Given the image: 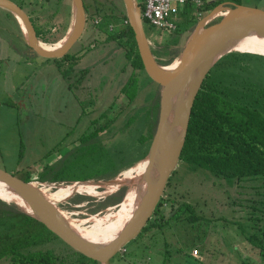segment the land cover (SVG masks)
Wrapping results in <instances>:
<instances>
[{
    "label": "rangeland",
    "instance_id": "1",
    "mask_svg": "<svg viewBox=\"0 0 264 264\" xmlns=\"http://www.w3.org/2000/svg\"><path fill=\"white\" fill-rule=\"evenodd\" d=\"M43 1L45 0H38L33 5L26 3L24 8L32 18L42 10L43 17L45 15L47 19H51L49 24L57 26L53 36L55 38L59 29L61 35L70 24L72 5L69 0H66L67 4L65 0ZM236 1L264 9V0H222L219 4L229 6L228 2L237 3ZM86 2L90 3V0ZM185 17L180 13L174 20L179 26H186ZM218 17L220 16L212 21ZM16 20L11 12L0 7V168L19 175L30 173L37 180L39 168L46 166L52 158H58L65 153L66 144L73 134L71 127L84 132L86 123L89 122L87 117L92 112L96 114L90 116L100 115L106 109L117 110L122 99H125L120 88L130 76L132 67L127 63L119 46L95 41L91 28L87 26L71 52L82 56L79 68L90 67V70L82 84H74L69 89V81L62 76L58 78L62 60L55 63L39 56L29 61L18 54L15 49L18 39L12 33L18 28L19 23ZM156 30L162 36L153 33V41H156V36H160L162 43H174V49H183L192 32L182 33L180 37L174 33ZM53 41L51 39V43L46 44L52 46L55 44ZM88 46L91 49H86ZM241 50L260 53L242 48ZM61 67L64 69V64ZM70 67L72 66H66L67 69ZM145 86L138 92L132 108L138 109L145 105L149 93L157 87L155 83ZM111 103L115 105L110 108ZM130 110L127 107L126 113ZM126 113L116 123L122 122ZM116 134L119 137L121 132L117 130ZM85 148L87 152L82 157H77L75 153L63 155L59 167L65 171L63 176L83 178L85 175H95L106 170L103 167L109 165L108 156L104 152L96 154L92 143L88 147L86 144ZM50 150H54L52 157ZM142 161L144 159L122 170L116 178L119 177V181L134 178ZM176 166L164 192V203H168L169 198L174 199L177 205L188 202L202 217L195 224L181 221L172 230L166 231L162 241L164 246L167 242L168 247L164 248V252L151 249L149 264H264V177L238 182L234 178L218 176L201 167L192 169L183 161H179ZM114 183L103 187L92 182L75 183L74 188L80 191L63 189L65 185H73V182L53 183L54 187L47 191L70 219L84 220L85 226H92L95 218L103 219L107 214L111 218L127 210L129 205L125 199L128 187L126 196L120 203L98 209L102 200L117 191ZM78 198L82 200L77 203ZM57 242L58 247L65 246L63 242ZM193 244L198 245V248L195 247L198 252L192 248ZM137 245L139 243L135 240L128 245L126 259L134 258ZM181 248L184 255L177 254ZM170 256L174 258L167 260ZM125 262L113 260V264H126Z\"/></svg>",
    "mask_w": 264,
    "mask_h": 264
},
{
    "label": "trees",
    "instance_id": "2",
    "mask_svg": "<svg viewBox=\"0 0 264 264\" xmlns=\"http://www.w3.org/2000/svg\"><path fill=\"white\" fill-rule=\"evenodd\" d=\"M14 1L24 8L26 3L33 5L38 0ZM138 1L143 10L145 0ZM220 2L222 0H205L201 8L190 2L185 4L181 14L186 16V26L178 25L177 31L173 33L180 37L182 33H190L200 18ZM236 2L241 4L240 1ZM84 3L87 26L91 28L95 41L119 46L127 63L132 67L130 76L120 88V93L125 95V99H122L117 110L106 109L102 112L103 123L106 121L115 123L121 134L113 146L103 144L98 147L93 144V151L96 154L104 152L110 160L108 167H103L106 169L103 173L79 178L63 176L65 171L61 168L55 175L45 170L38 172L37 180L41 182L62 183L115 178L122 170L130 168L146 157L157 126L161 86L153 81L145 70L135 32L127 20L123 1L90 0L88 3L84 0ZM91 7L94 9L91 10ZM199 9L204 12L203 16L196 14ZM47 18L45 15L43 17L42 12L33 18L32 23L36 27L38 38L45 43H51V39L57 42V37L62 35L60 29L53 38L57 26L49 24L48 21L51 19ZM144 26L147 34L152 32L162 36L160 31L146 21ZM155 40L157 53L154 55L159 63L167 65L179 57L182 49H174V43H162L160 36H156ZM92 45L94 46V43ZM86 49L91 48L88 46ZM71 51L72 49L57 60L63 61L61 66L64 64L65 68L59 67L65 79L69 81L70 89L74 84H82L90 70V67L79 68L82 56ZM68 65L72 67L67 69ZM154 83L158 88L155 86L156 89L149 93L145 105L138 109L132 108L138 92L145 88V85ZM112 105L115 104L111 103L110 108ZM127 107L131 108L128 113ZM125 113L123 121L116 123ZM85 146L77 157H82L87 152ZM180 161L189 164L192 169L201 167L218 176L234 178L238 182L243 179L264 177V54L233 51L224 55L209 71L194 101ZM174 172L175 170L172 175ZM21 176L27 181L33 179L30 173ZM170 180L171 176L164 192ZM126 191L127 187H123L109 195L100 202L98 209L120 203ZM81 200L82 198H78L76 202ZM167 201L168 203H164L163 193L146 226L134 239L139 243L133 253L134 258L126 259L129 243L124 253L119 252L112 258V264L114 259L126 261V264H149V252H152L153 248L157 252H164V248L168 247L167 242L164 246L162 241V237L167 234L166 231L172 230V227L181 221L195 224L202 217L188 202L177 205L172 198ZM75 224L92 232H100L102 229L101 225ZM57 241L63 242L65 246L58 247ZM195 247L198 248V245L193 244L192 248ZM177 254L184 255L182 248ZM173 258L174 256H170L167 260ZM0 264L101 263L73 249L46 225L24 212L15 203L0 198Z\"/></svg>",
    "mask_w": 264,
    "mask_h": 264
},
{
    "label": "water",
    "instance_id": "3",
    "mask_svg": "<svg viewBox=\"0 0 264 264\" xmlns=\"http://www.w3.org/2000/svg\"><path fill=\"white\" fill-rule=\"evenodd\" d=\"M128 21L135 32L147 74L160 84L159 114L156 130L144 158L145 171L130 180L104 179L83 180L73 183L92 182L99 187L109 183L117 189L132 185L136 187L134 208L123 229L106 243L91 244L81 238L68 224L63 210L55 204L48 193L53 183L32 179L0 168V185L11 189L23 203L10 201L24 212L42 222L76 251L99 261L112 264V258L125 251L142 232L161 199L167 182L179 163L185 145L195 98L204 79L214 65L226 54L238 50L245 40H264V9L243 4H218L195 25L179 57L163 65L152 52L149 38L141 16L138 0H122ZM230 3V2H228ZM0 7L7 9L17 19L26 43L33 55L45 59H58L66 55L77 43L86 29L87 12L84 0H72L73 18L67 34L59 47L44 46L28 12L14 0H0ZM220 16L217 22L213 18ZM56 45V43H55ZM245 52V51H243ZM180 63L170 67L176 60ZM123 178V177H122ZM126 196V195H125Z\"/></svg>",
    "mask_w": 264,
    "mask_h": 264
},
{
    "label": "bare ground",
    "instance_id": "4",
    "mask_svg": "<svg viewBox=\"0 0 264 264\" xmlns=\"http://www.w3.org/2000/svg\"><path fill=\"white\" fill-rule=\"evenodd\" d=\"M61 42L60 41L57 42L56 45L54 44V46L59 47V45H61L60 44ZM44 46L47 48L53 47V45L50 46V45H47L46 43H44ZM236 48L238 50H241V48H242L244 50L257 51V52H260L259 54H261V53H264V40L257 39V38H251V39L242 41ZM179 63H180V60L178 59L170 67L174 68ZM146 165H147L146 160L141 162V165H139V167H140L139 172L136 174L135 177H137L138 175H141L145 171ZM86 183H89V182H86ZM86 183H82V184H86ZM75 185H76L75 183L73 185H65L63 187V189L68 190V191H80L78 188H74ZM135 195H136V187L134 185H132L131 188L128 190V193H127V196L125 199L126 204L129 205L126 208L127 210H124L123 212L121 211L120 214H117L118 216L114 215V217L112 216L111 218L107 214L103 217V219H98V220L96 218L93 219L94 224H92V225H101L102 226V229L100 232H92V231L83 229L75 223L84 224V222H85L84 220L70 219L66 212H63V215L67 219L69 226L85 241H87L91 244H96V245L106 243L109 240L114 239L120 233V231L123 229L125 223L127 222L128 218L130 217L132 210L134 208V201H135V197H136ZM0 197L5 199L6 201H18L19 203H23L22 199L16 193H14L11 189H9L3 185H0ZM114 219H115V222L113 223L112 221H114ZM108 224L110 226L111 225H113V226H111L109 229H107L106 227L109 226Z\"/></svg>",
    "mask_w": 264,
    "mask_h": 264
},
{
    "label": "flooded vegetation",
    "instance_id": "5",
    "mask_svg": "<svg viewBox=\"0 0 264 264\" xmlns=\"http://www.w3.org/2000/svg\"><path fill=\"white\" fill-rule=\"evenodd\" d=\"M31 19L32 21L34 20L32 17ZM147 36L149 38L152 52L156 55L157 47L155 42L153 41L152 32L148 33ZM102 112L100 113V115L90 116L96 114V112H92V114L87 117L89 122L86 123V129L84 132L77 131L79 129H77L76 127H71L73 130V134L70 141L66 144L67 148L65 149V153L59 155L58 158H50L51 162H49L46 166H42L41 168H39L38 172L49 170L52 175L57 174L58 172H60L58 168L61 166L60 161L62 160V158L69 155L70 153H75L77 156L83 146H85L86 144L92 143L98 147L103 144L106 146H113L116 143L115 141L118 140V137H116L117 125L115 123H110L107 121L103 123ZM49 154L50 157L54 156V150H50Z\"/></svg>",
    "mask_w": 264,
    "mask_h": 264
},
{
    "label": "built area",
    "instance_id": "6",
    "mask_svg": "<svg viewBox=\"0 0 264 264\" xmlns=\"http://www.w3.org/2000/svg\"><path fill=\"white\" fill-rule=\"evenodd\" d=\"M192 3L197 8L205 4V0H145L144 9L141 7L142 21L149 23L163 32L173 33L178 28L175 17L179 16L187 3ZM202 10L197 11L198 16H203ZM198 252V250H195Z\"/></svg>",
    "mask_w": 264,
    "mask_h": 264
},
{
    "label": "crops",
    "instance_id": "7",
    "mask_svg": "<svg viewBox=\"0 0 264 264\" xmlns=\"http://www.w3.org/2000/svg\"><path fill=\"white\" fill-rule=\"evenodd\" d=\"M70 1V3H71V5H72V0H69ZM232 2H230L229 4H231ZM65 4H67V1L65 0ZM72 11H73V8H72ZM39 13H41L42 12V10L41 11H38ZM35 16H36V14H35ZM72 18H73V13H72ZM72 18H71V20H72ZM71 20H70V24H68V26L66 27V31H65V33L63 32L62 33V35L61 36H59L61 39L67 34V32H68V30H69V28H70V26H71ZM70 25V26H69ZM18 28L16 29V31L15 32H12L13 34H14V36L18 39V44H17V46L15 47V49H16V51L18 52V54L19 55H21V56H23V57H25V58H27V60H29V61H31V60H33V59H31V58H34V57H39V56H37V55H33L31 52H30V49H29V46H28V44L26 43V41H25V38H24V35H23V32H22V30H21V28H20V26H17ZM9 32H11V31H9ZM59 41V40H58ZM55 43H57V42H55ZM48 44V43H47ZM75 46V45H74ZM73 46V47H74ZM72 47V48H73ZM41 57V56H40ZM43 58V57H42ZM44 60H48V61H54L55 63L57 62V60L58 59H45V58H43ZM78 67H79V64H78ZM60 76H62L63 78H65L64 77V74L62 73V71H61V68L59 67V75H58V78L60 77ZM68 87H69V89H70V86L68 85Z\"/></svg>",
    "mask_w": 264,
    "mask_h": 264
}]
</instances>
